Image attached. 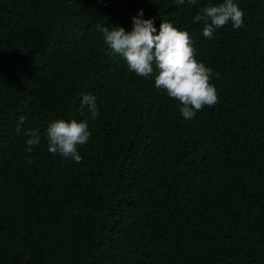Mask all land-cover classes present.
<instances>
[{
    "label": "trees",
    "instance_id": "16d2710c",
    "mask_svg": "<svg viewBox=\"0 0 264 264\" xmlns=\"http://www.w3.org/2000/svg\"><path fill=\"white\" fill-rule=\"evenodd\" d=\"M216 2L0 0V264H264V0H235L244 27L208 39L193 18ZM140 9L213 69L219 102L194 119L95 28ZM86 117L81 162L47 150L51 121Z\"/></svg>",
    "mask_w": 264,
    "mask_h": 264
},
{
    "label": "clouds",
    "instance_id": "9594fccd",
    "mask_svg": "<svg viewBox=\"0 0 264 264\" xmlns=\"http://www.w3.org/2000/svg\"><path fill=\"white\" fill-rule=\"evenodd\" d=\"M176 2L183 5L186 0ZM187 3L195 5L197 0H187ZM243 17L244 12L235 0H219L202 5L193 22L202 23V35L212 39L218 29L229 23L236 29L244 27ZM131 19V30L119 25H113L111 29L100 23L95 25L110 52L122 56L129 71L144 78H154L157 89H162L169 98L179 102L178 110L185 120L194 119L197 112L202 111L205 106L211 107L219 102L217 89L210 83L214 75L213 69L196 59L194 42L188 31L178 29L164 20L157 31L154 20L144 18L143 9ZM85 109L92 119L99 117L95 96H82L80 110L84 112ZM23 121L24 117L21 116L17 132L21 131ZM23 134L28 137L26 151L31 153L33 147L41 142L40 130L26 129ZM90 136L86 117L83 120H53L45 129L43 138L51 154H59L79 163L82 161L79 147L87 144ZM26 161L34 163L30 155L26 156Z\"/></svg>",
    "mask_w": 264,
    "mask_h": 264
}]
</instances>
